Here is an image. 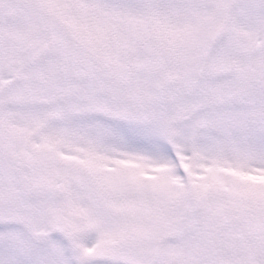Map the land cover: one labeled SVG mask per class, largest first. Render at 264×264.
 Here are the masks:
<instances>
[{
	"label": "snow or ice",
	"instance_id": "6c2138e0",
	"mask_svg": "<svg viewBox=\"0 0 264 264\" xmlns=\"http://www.w3.org/2000/svg\"><path fill=\"white\" fill-rule=\"evenodd\" d=\"M0 264H264V0H0Z\"/></svg>",
	"mask_w": 264,
	"mask_h": 264
}]
</instances>
